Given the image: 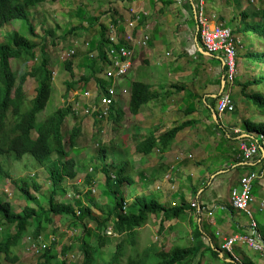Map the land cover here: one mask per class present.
<instances>
[{
	"label": "rangeland",
	"instance_id": "1",
	"mask_svg": "<svg viewBox=\"0 0 264 264\" xmlns=\"http://www.w3.org/2000/svg\"><path fill=\"white\" fill-rule=\"evenodd\" d=\"M134 1L137 0H49L35 6L34 8H30L29 10L30 22L32 23L33 31L36 33V36L30 35L27 24L24 20H12L8 25L0 29L1 41L8 40V35L12 31L16 30L31 41H36L37 43H41V41H43L45 43L46 56L49 58V64L53 71V80L50 98L46 104V107L36 115L37 123L43 121L58 107L65 105L67 102L69 103L70 101L76 100L79 104L83 103V100L80 99L81 96L75 98L73 93L72 97H70L71 92L66 91V86L68 83H70V81L78 82L79 86L76 87L75 91H80V93H82L84 88H86L84 86L86 80L89 78H99V73L96 74V77H92L95 75H92V69L89 67V64H91L92 60L89 59L88 56L89 54L97 52L95 45L97 44L100 36V23L109 24L111 19L110 15H112L111 11L113 10H119L125 14L127 9L132 8L131 6L129 7V5H132ZM150 1L154 3L153 0ZM150 1L149 5L156 8L158 2L150 4ZM196 4H199V0H196ZM204 8L205 13L214 24H217L219 21H216L211 16L210 9L213 8L212 10H215L216 12L221 10V13L225 14L224 16L227 17V22L224 26L230 28L232 32L235 31V28L239 27L242 22H244L243 24L259 23L264 26V0H204ZM244 12L247 14L245 18L242 16V13ZM214 20L216 22H214ZM234 36L236 37L237 34L235 33ZM149 37L151 39V35ZM256 39L258 40L257 45L251 48L245 47L246 51L242 53H264V40L257 37ZM92 48H95L94 52L92 51ZM71 51H74L75 55L65 60L72 62V64L74 63V76L64 69L65 60L63 61L62 59L67 58V54ZM156 52L158 57L157 61L160 63V47L156 48ZM40 58L41 57L38 54V57L34 62H25V64L20 60H11V67L18 74V77H21L23 73L28 72L33 67H37L41 62ZM246 60L250 63L257 64V62H253L248 59ZM80 61L81 65L79 66L77 63ZM261 65L264 67V64ZM241 69L239 75L237 73L236 76L237 83L242 81L243 83L247 82V79L251 78V76L246 73L245 69H243V71H241ZM261 74L264 75V71ZM128 79L133 81L135 78L133 74H130ZM94 83L95 82L89 84L87 89H92ZM36 86L37 85L33 78H26V81L23 85V91L25 94V109L29 107L28 102L35 96ZM250 86L247 87L248 90H246L247 88L245 89L247 92H253L250 91ZM233 87L235 88L238 86L235 84ZM239 89H241V85ZM253 89L255 92L264 93V80L263 83H260L259 85H253ZM250 107L251 110L248 112L249 115H247L248 119L251 121L264 123V109L261 110L256 108L252 104ZM123 108L126 109V112L124 111V116L120 123H116L114 120L109 118L106 121H102V123L98 126L95 124V122L92 123V121H85L86 118L83 117L80 119V117L77 116V121H74L72 116L66 117L62 127L65 142L68 132L74 124L81 121V124L83 125L84 132L81 133L77 138V143H75L76 148L70 156L74 157L78 168L84 174H79V176L73 181L64 182L62 185L64 192L61 191L60 187L58 188L56 195L57 201L64 203H68L70 201L73 202L75 199H77V195L73 191V186H75L73 184H81L82 182L80 183V181H82L86 174H92L96 172V181L98 182V186H94L93 188L96 190V197H94L97 206H94L92 211L93 214L101 219L107 216V212L112 208L115 200H113L106 192H102L104 189V176L100 172L99 168L101 165L97 160L99 140L100 142H104L107 145L110 144L111 148H114L118 152L115 157L111 151L108 153V163L114 160L119 167L121 164L119 161H117L119 160L118 157L121 159H130V153L124 154L122 151H130L131 149L133 152V173H135L136 184H117V189L119 190L118 197H123L124 204L127 205L126 212L130 210V204L133 202L135 197L139 195H148L149 197L156 199L158 202H162L164 205L165 202H169V199H172L171 197H168L167 200H164L161 194L160 153L155 151L150 157L145 158L142 157L143 155L136 153L135 143L139 138L144 137L148 132L144 131V133H141L138 130V133H136L133 122L127 120L128 118L131 120L132 116V113L129 111V105L125 107L123 106ZM237 112L238 111L235 113L229 112L225 114V116L228 118V122L234 124L235 126H239L240 124V121H237ZM8 114L7 124H5L4 129L7 132L10 130L9 128L12 123H15L16 121V117L12 115V112ZM98 127L101 129L99 130ZM148 130L151 132V129ZM131 132L133 133L132 135ZM216 135V131L209 133V136L215 137ZM258 135L259 134L254 133L255 137ZM12 136L13 135H11L9 139ZM224 139H226L225 136L223 140ZM225 146L227 147V145ZM229 147L231 150H234V143H231ZM182 148L185 150L187 146L184 144ZM192 154L195 156L193 160L195 161L198 155L193 151ZM219 155L220 156L216 159V163H224L229 165L230 161L228 156L232 155L231 151L226 149L222 152H219ZM51 158H56V155L52 154ZM0 161L3 168L6 171H9L13 180H18L21 183H26L29 186V189L36 197V202L27 200L20 192L18 186H16L12 180H5L2 182L0 185V198L10 201L17 211L22 210L27 205L33 206L36 209H38V207L45 208L47 204V194L50 190L45 169L41 167L29 154L19 158L13 152H9L2 155L0 157ZM212 165L214 166L215 164ZM213 169L214 167L211 168L210 172ZM194 174L195 177L191 180V185L195 186L199 184L201 172H194ZM34 185L39 187L38 191H34ZM78 186H76L78 187V191L81 192V194H84L83 192L86 190V188L82 187L81 185ZM158 186H160L159 189L157 188ZM179 190L182 189H179L178 187V190L173 194V196L179 193V195L190 194L193 198H195V195L193 196L191 193V188L187 189V192H180ZM261 191L263 196H260V199H264V192L262 189ZM178 198L182 200V197L178 196ZM77 201H79L80 204L89 205L87 201L83 199V195H81ZM192 203L196 204L195 201ZM254 216L261 223V221L264 220V210L258 211ZM183 217L184 215L182 218ZM180 222H185V226L190 227L193 230L195 226L199 224L194 220H192L190 224L185 219H180ZM72 223L73 222L71 219L67 216H52L51 221L49 222H45L43 219V229L39 239L35 241L33 239L32 231L36 227V222H33L31 226H29V230L25 234L22 244L14 249V254L19 258V261L16 264H37L39 255H37L36 250L40 244H45L47 248H51L52 253L57 255V261L54 264H61L63 259H65L66 264L79 263L82 258L78 246L80 244L79 238L83 234V231L81 227L74 228ZM85 223L86 228L91 229L93 233L91 238L87 239V246L89 249L93 250L95 254V264H107L110 256L115 250V244L122 237L118 238L117 234L115 237L105 236L107 240L105 247L98 249L99 243L97 240L98 234L96 230V222L85 221ZM111 224L112 220L110 219L108 220L107 227L111 228ZM160 224V220L152 216L150 217L149 224L138 231L136 244L139 250H142L146 246H150L152 244L158 245L160 248L163 247L165 250H169L172 245H177L180 247H188L193 245V236L191 233H189V231L185 234L182 233V231H179L178 228L175 229L174 227V229L165 228L161 234ZM179 228H182V226ZM172 230H176L175 233ZM14 234V225H5L4 221L0 219V241ZM170 235L174 237L170 238ZM204 241L208 245V241L205 239ZM217 243L218 241H216V244ZM63 247H69L68 252L64 256H62L60 253ZM130 249V244H127L125 254L123 255V261L131 253V251H129ZM242 253L246 254L247 257L251 259L253 264H264V259L260 258L248 248H245L244 252ZM188 260L189 259L183 260L177 264H197L199 261L201 264H234L228 262V259H224V257L216 258L210 252L205 253L203 256L199 255L197 257L191 258L189 263H187ZM0 262L2 264H9L5 260L4 255L0 256Z\"/></svg>",
	"mask_w": 264,
	"mask_h": 264
},
{
	"label": "trees",
	"instance_id": "2",
	"mask_svg": "<svg viewBox=\"0 0 264 264\" xmlns=\"http://www.w3.org/2000/svg\"><path fill=\"white\" fill-rule=\"evenodd\" d=\"M47 1L49 0H0V29L8 25L12 20H24L30 35L36 36V33L33 31L32 23L30 22L29 10ZM115 11L116 10L111 11L113 18L110 19V22L118 24L119 21H123L122 18L124 16L122 14L116 16ZM242 16L245 18L247 14L244 12ZM243 23L244 22H242L239 27L235 28L233 32L236 34L251 33L264 40V26L262 24ZM109 30L108 24L100 23V36L95 45L99 56L98 59H93L91 64H89V67L92 69V75H95L92 77H96V74L99 73V78H94V80H97L102 86L106 84L100 79V75L103 71L100 61L105 59ZM233 32L232 34L234 35L235 33ZM44 44L43 41H41V43L31 41L16 30L8 35V40H0V157L9 152H13L19 158L29 154L45 169L50 185L45 208L38 207V209H36L33 206L27 205L22 210L17 211L10 201L0 198V219L4 221L5 225H14L15 228L14 235L0 241V256L4 255L5 260L9 264H16L19 258L14 254V249L22 244L25 234L29 230V226H31L33 222H36V227L33 229L32 235L33 239L37 241L43 229V219L45 222H49L52 216L58 215L69 217L73 222L72 226H74V228L81 227L83 231V234L79 238L80 244L78 246L82 259L76 264L96 263L93 250L89 249L87 246V239L91 238L93 233L91 229L86 228L85 221L96 222L97 240L99 243L98 249H100L105 247L107 241L105 236L101 235V231L107 227L108 220L110 219L112 220V229L115 231L118 238H122L115 244V250L110 256L107 264H177L186 259H189L187 261V263H189L191 258L199 255L203 256L208 252L216 258L220 257V254L216 251L218 246L214 238H209L211 244L207 245L205 243L204 239L207 241L208 239L204 235L201 223L197 224L194 230L192 229L194 240L192 246L180 247L172 245L169 250H165L163 247L160 248L158 245L152 244L139 250L136 244V237L138 231L149 224L150 217L154 216L160 220V231L162 234L165 229V222L179 220L187 211L197 212L198 209L186 204L175 207H165V205H162L156 199L148 195H139L136 196L130 204V210L128 212H122L124 198L118 197L119 190L117 186L123 183L135 185L132 173L134 170L133 161L129 158L121 159L118 157L119 160L117 161L121 164L120 167L114 160L108 163V153L111 151L115 157L118 152L114 148H111L110 144L107 145L104 142H100V140L97 160L101 165L99 168L100 172L104 176V189L102 192H106L115 200L112 208L108 210L107 216L101 219L93 214L92 211V208L97 206L95 202L96 192H93L91 189L93 182H95V187L98 186L96 172L86 174L83 177L80 185L86 188V191L83 192L84 194L78 191L79 186H73V191L78 196L73 202L64 203L56 200L58 188L60 187L61 191L64 192L62 188L63 183L66 181H73L77 177L76 161L74 157L70 155L74 151L75 142L77 136L81 133L82 125L81 122L74 124L70 128L65 142L62 127L66 117L72 116L74 121L78 119V117L71 112L70 104L58 107L43 121L39 123L36 122V115L46 107L50 98L53 80V71L49 64V58L46 56ZM38 54L41 57L40 64L37 67L31 68L28 72L23 73L21 77H18V74L11 67V60H20L23 61L24 64L25 62L30 63L37 59ZM244 57L253 62L264 64V53H246ZM64 69L74 76L72 62L65 60ZM27 77L33 78L37 86L35 88V96L28 102L29 107L25 109L23 85ZM89 79L85 81L84 86L88 84ZM259 80L263 81L264 75L258 79L248 80L242 83L241 92L253 106L262 110L264 109V94L255 91H246L248 86L257 83ZM78 86V82L70 81L66 86V91H73ZM156 97L157 93L153 91L151 85L142 82L132 83L128 104L129 111L132 114H137L143 105ZM218 98L219 96L217 99ZM10 112L16 117V121L12 123L9 128L10 130L8 129V133L4 129L5 124H7L8 113ZM215 112L217 114V111ZM123 116L124 111L122 109H115V107H112L110 119L114 120L116 123H120ZM94 122L99 125L102 123V121L98 120H94ZM189 124L190 121H185L161 134L159 133L158 136L154 135L153 132L150 133L136 145V153L149 157L155 151H169L177 132L182 131L188 127ZM241 126L249 132L264 134V123L262 122H255L245 118L241 121ZM100 129L101 128H99V130ZM11 135L13 136L9 139ZM125 151L127 152V150H123L122 153ZM52 154H55L56 158H51ZM5 180H12L27 200L36 202V197L29 189V186L26 183L13 180L9 171L3 168L0 161V185ZM33 187L34 191L39 190L38 186L34 185ZM81 195H83V199L87 201L89 205L80 204L79 201H77ZM202 211L203 208L201 207L200 212ZM127 244H130L131 249L129 251H131V253L123 261V255L125 254ZM68 250L69 247H63L60 252L61 255L64 256ZM51 251V248H47L44 254L39 256L37 264H54L57 261V255ZM236 251L243 250L236 249ZM224 259L228 258L225 256ZM241 260L242 264H253L249 257H243ZM0 264L2 263L0 262ZM61 264H66L65 259L61 261ZM197 264H201V262L199 261Z\"/></svg>",
	"mask_w": 264,
	"mask_h": 264
},
{
	"label": "crops",
	"instance_id": "3",
	"mask_svg": "<svg viewBox=\"0 0 264 264\" xmlns=\"http://www.w3.org/2000/svg\"><path fill=\"white\" fill-rule=\"evenodd\" d=\"M149 1L137 0L129 5L136 10L145 11V26L142 29L149 36L151 35V39L149 37L147 46H137L136 65L131 73L135 79L130 81L127 78L123 82L119 90V92H123L118 97L117 106L126 112L123 106L129 104L131 86L134 82L147 83L157 93V97L143 105L137 114H132L131 120L127 119L133 122L136 133L138 130L141 133L148 132L137 140L136 145L152 132L158 136L159 133L161 134L176 125L190 121L188 127L177 132L169 151H158L161 162V194L164 200H167L168 197L172 198L169 199V202H165V207L182 204L192 206V202L195 201L198 211H187L183 218L165 222L164 225L167 229L175 227L182 233L186 234L189 231L192 234V229L186 227L185 222H180V219H185L190 224L194 220L201 223L204 235L208 240L211 237L219 243L221 239L217 238V233H221L223 236H232L236 233H243L247 229L248 217L244 212L234 210L230 206L229 197L231 189L238 187L239 179L244 173L259 169L258 166L245 168L238 166L241 163V157L234 130H243L241 121L248 118L251 104L242 95V87L239 89L243 81L237 83L235 77L230 93L234 102L232 112L238 111L239 126L229 123L225 116L226 113L219 114L217 112L214 115L213 111H217L216 103L224 67L221 56L207 53L197 36L195 7L198 4H196V0H180L179 3L176 0H153L154 3L158 2L156 8L149 5ZM154 3L150 1V4ZM212 9H210L211 16L219 21L217 24L225 25L227 22L225 14H222L221 10L216 12ZM128 10L125 11L126 14L116 10L115 15L122 14L124 16L122 19L125 20L130 17ZM110 18H113V14L110 15ZM215 20L214 22H216ZM236 37L240 42L236 57L238 75L242 66L241 71L245 69L246 73L251 76L247 80L263 76L261 74L264 71V67L261 65L263 63H250L244 57L246 53H242L246 51L245 47L251 48L257 45L256 36L239 33ZM157 47H160V63L157 61ZM94 50L95 48H92L93 52ZM190 50H192L191 53ZM77 64L80 66L81 61ZM93 80L89 79L87 88L94 82ZM260 83L263 81L259 80L257 83L251 84L250 91L254 92L253 85ZM235 84L238 87L234 88ZM82 117L86 118L85 121L94 123L93 118ZM96 125L99 126V124ZM148 129H151V132ZM213 131H216L217 135L209 136V133ZM83 132L82 125L81 133ZM224 136L226 139L223 140ZM231 143H234V150L229 147ZM184 144L187 146L185 150L182 148ZM226 149L232 153L228 156L229 165L217 164L216 159L220 156L219 152ZM192 151L198 155L195 161H193L195 156ZM125 153H130L132 160L131 149ZM212 167L214 169L210 172ZM198 171L201 172L199 184L191 185V180L195 177L194 172ZM76 173L77 177L83 173L78 168L77 162ZM133 177L136 184L135 173H133ZM166 178L168 180H165ZM73 185L78 186L76 183ZM261 185L262 182H256L252 191L254 202L250 208L254 218L258 212L259 201L263 200V198L260 199V196H263ZM178 187L182 189L179 190L180 192H187V189L191 188V193L193 196L195 195V198L190 194L179 195L177 193L173 196ZM178 196L182 197V200ZM201 207L203 208L202 212H200ZM255 220L264 236V220L261 223L256 218ZM180 226L182 228H179ZM172 231L175 233L176 230ZM169 237L173 238L174 236L170 235ZM242 252L244 250L238 252L240 259L247 257Z\"/></svg>",
	"mask_w": 264,
	"mask_h": 264
},
{
	"label": "built area",
	"instance_id": "4",
	"mask_svg": "<svg viewBox=\"0 0 264 264\" xmlns=\"http://www.w3.org/2000/svg\"><path fill=\"white\" fill-rule=\"evenodd\" d=\"M180 2V0H176ZM130 18L119 21L118 24L109 22L108 43L106 48L105 59L100 61L102 73L100 79L105 83L102 86L97 80H93L94 86L92 89H87L85 86L82 93L80 91H70V97L74 93V97L79 96L83 103L79 104L76 100L67 102L71 105V112L76 116L91 117L94 120L106 121L109 119L112 112V107L119 108L118 97L123 92H119L123 82L134 70L136 65V48L137 46H147L149 41L148 33L144 32L145 11L130 8ZM195 19L197 23V36L204 50L209 54L221 56L224 67V84L219 98L216 103V110L219 114L229 113L234 110V102L231 97L230 89L237 75L236 55L237 47L240 42L237 37L232 34L230 28L222 24H214L208 15L205 13L204 0H199V4L195 7ZM196 51V48L194 52ZM192 50H190V53ZM75 55L74 51L67 54L69 59ZM98 52L89 54V59H98ZM79 114V115H78ZM238 151L240 153L241 163L238 165L241 168L259 167L257 170H250L242 175L239 179L238 187L232 188L230 191V206L237 211L244 212L248 217L247 229L243 233H236L232 236H223L217 233L219 241L216 250L220 257H227L231 263L242 264L238 250L248 248L260 258L264 259V236L258 227V223L253 217L251 210L254 197L252 194L253 187L256 182H262L261 188L264 192V134H259L257 137L254 133L245 129L234 130ZM92 172V169H91ZM165 180H168L166 178ZM80 181V180H79ZM82 181H80L81 183ZM95 182L91 187L92 191ZM79 185V184H77ZM158 189L160 186L157 187ZM86 191V190H85ZM78 198V196H76ZM192 207H197L192 204ZM127 205L124 204L123 211L126 212ZM264 210V199L259 201L257 211ZM78 213V211H77ZM112 228V227H111ZM110 227L102 229L103 236H116L115 231ZM208 244H211L208 240ZM47 246L40 244L37 248V255L44 254Z\"/></svg>",
	"mask_w": 264,
	"mask_h": 264
},
{
	"label": "water",
	"instance_id": "5",
	"mask_svg": "<svg viewBox=\"0 0 264 264\" xmlns=\"http://www.w3.org/2000/svg\"><path fill=\"white\" fill-rule=\"evenodd\" d=\"M223 84H224V78L222 77V80H221V88H220V90H219V93L221 92V90H222V86H223ZM218 93V94H219ZM213 113H214V115H216V112L215 111H213ZM228 262H230L229 260H227Z\"/></svg>",
	"mask_w": 264,
	"mask_h": 264
}]
</instances>
